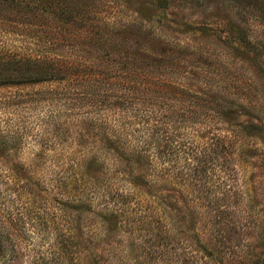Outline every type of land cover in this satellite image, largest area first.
<instances>
[{
	"label": "trees",
	"instance_id": "1",
	"mask_svg": "<svg viewBox=\"0 0 264 264\" xmlns=\"http://www.w3.org/2000/svg\"><path fill=\"white\" fill-rule=\"evenodd\" d=\"M98 13L97 0H0V88L50 85L44 92L9 97L8 107L16 113L23 107L37 113L31 122L15 121L0 134V149L15 151L3 164L7 169L0 170V201H7L10 186L21 183L17 178L32 180L27 168L44 180L47 171L57 169V178L44 181L60 199L53 208L63 214L70 207L81 212L74 201L83 204V191L89 189L95 201L100 199L92 212L104 227L103 236L94 238L108 245L110 238H104L117 235L121 218L136 208L126 200L125 188H112L88 172L94 165L99 172L107 170L110 156L112 165L128 156L138 163V175L130 181L143 191L138 190V264L236 263L247 248L243 236L258 228L250 224L249 198L239 188L236 142L238 133L248 136L256 126L247 122L235 130L227 103L173 79L169 67L179 50L168 48L167 40L133 23L101 20ZM40 21L42 33L31 28ZM238 35L244 43L245 34ZM137 108L138 146L133 135L125 134L134 127L128 115ZM216 121L229 127L217 128ZM26 148L28 156L22 154ZM23 157L30 158L26 162ZM67 195L73 198L63 200ZM10 211L0 220V264H8L24 242L6 226L16 229L28 216ZM177 212L182 224L190 219L192 236H185ZM56 217L28 218L34 231L25 235L24 247L30 248L25 251L36 256L34 264H83L77 241L71 236L69 243L63 240L66 217V224H60L65 231L51 227ZM51 237L58 247L49 245L43 252ZM195 243H201L199 248ZM102 250L99 245L92 251L93 264L97 259L110 264L123 248H104L106 260ZM118 261L126 264L124 257Z\"/></svg>",
	"mask_w": 264,
	"mask_h": 264
},
{
	"label": "rangeland",
	"instance_id": "2",
	"mask_svg": "<svg viewBox=\"0 0 264 264\" xmlns=\"http://www.w3.org/2000/svg\"><path fill=\"white\" fill-rule=\"evenodd\" d=\"M97 8L99 11L97 16L101 20L133 23L146 30H152L155 35L167 40L168 48H178V53L174 54L176 59L169 67L172 78L177 79L179 84L190 88L191 91L200 89L209 91L217 95L221 103H227L234 113L231 124L237 125V127L233 126L238 128L235 130L239 131L241 128L238 125L247 122L256 126L248 136L245 132L241 135L238 133L235 164L239 171V188L249 198V209L252 212L250 224L252 226L257 224L258 228L248 230L249 235L243 236L247 248H242L243 257L234 264H264V0H97ZM49 21L43 22L50 25ZM37 24L39 26L31 27L32 30L42 33V22ZM240 32L245 34V41L242 44L238 42ZM48 86L50 85L23 90L0 88V134L15 121L21 124L31 122L34 114L37 113L26 107L18 109L16 113L14 109L8 107L10 98L24 93L44 92ZM156 100H159L158 97ZM173 102L175 105L174 100ZM133 115L129 114L128 120L135 123L134 127L125 134L133 135L135 144L138 146V108L133 111ZM216 122L220 123L217 128L229 127L224 121ZM30 151L26 148L22 150V154L28 156ZM0 154L5 156V160H0V170H2L6 168L3 165L4 162H7L15 151L7 149L5 152L0 149ZM23 158L28 162L27 158L30 157ZM111 158L112 156L106 159L107 170L103 169L99 172L98 167L94 165L88 174L99 180L105 178V182L110 183L112 188H125L126 191H122L125 192L126 200L136 210L134 214L129 213L124 216L123 220L121 218L117 235L104 238L105 240L110 238L109 244L103 246L97 240L98 238H94L96 235L102 237L103 234H100L104 231L103 225L92 212L93 208L100 207L101 204H98L100 199L95 201V196L93 194L91 196L89 189H84L83 193L87 195L85 200L82 198L84 203L74 201L75 204H81L79 207L81 212L80 210L74 212L71 209L74 207H70L68 213H60L53 208L55 205H52L60 199L54 197L45 188L44 182L49 178H52L51 180L57 178L60 175L59 171L57 169L47 171L44 180L36 174L32 175L27 168L26 171L32 180L17 178L21 183L10 186L6 192L7 201L5 203L0 201L3 203V205L0 204V220L4 214L9 213V209L14 212V215L18 216L22 211L23 216H28L24 225L18 224L16 229L6 226L8 233L17 232L24 236V242L21 241L19 247L17 244L16 252L8 264H34L36 256L34 257L31 252L27 253L25 249L30 248L24 245L28 243L25 239V235H28L26 233L33 230L32 222H29L28 218L30 216L34 218L38 214H42L47 221L50 216H57L55 221L50 223L52 228L58 227L55 232L66 230L65 227L61 228L60 224L65 225L67 219L68 229L64 232L63 240L69 243L68 238L71 236L72 240L77 241L83 264L94 263L92 251L95 252V247L99 245L103 247L102 259L104 260L107 258L104 248H123L122 255L118 254V259L121 261L124 257L126 264H138V190L140 193L143 191L137 184L130 181L138 175V163H134L127 156L123 160L115 159L112 165ZM21 161L16 159L18 164H21ZM17 174L24 176L22 171ZM171 194L178 196L176 193ZM71 196L67 195L68 198L65 197L63 200H71L73 198ZM174 204L180 210L185 208L182 203L174 201ZM45 208H47L46 211H44ZM181 215L177 212L178 222L185 227V236L190 237L193 235L192 223L187 217L182 224L179 219ZM192 217L195 218V216ZM196 228L200 229L198 222ZM48 229H51L50 226ZM52 237L49 242H46L43 252L48 253L49 245H52L54 249L58 247L53 244ZM201 241L206 242L202 239ZM200 244L195 243V247L199 248ZM87 247L89 250L86 251ZM134 256H137L136 262L132 260ZM118 259L115 256L110 264H119ZM97 262L100 263L99 259Z\"/></svg>",
	"mask_w": 264,
	"mask_h": 264
}]
</instances>
